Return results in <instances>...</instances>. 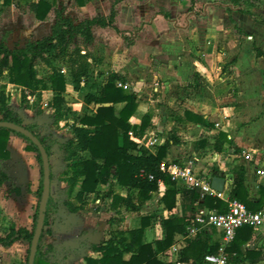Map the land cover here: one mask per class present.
<instances>
[{"label":"trees","instance_id":"obj_1","mask_svg":"<svg viewBox=\"0 0 264 264\" xmlns=\"http://www.w3.org/2000/svg\"><path fill=\"white\" fill-rule=\"evenodd\" d=\"M90 0H73L74 5L84 7ZM117 4H113L108 16L98 15L93 19L82 21L74 20L67 15L66 8H59L56 0H4L3 7L15 6L22 12L32 15L35 21H45L53 11L55 23L52 26L49 36L28 40L23 45H9L10 33H5L0 38V78L5 77L8 84L21 88L22 105L28 107L33 99L41 101L42 93L51 91L54 97L49 104L53 110L55 123H58L67 115L65 108L64 94L68 89V77L62 72L60 65H67L71 81L78 85L83 80L94 74L99 60L95 54L89 51L95 42L94 32L100 28H114L125 40L126 46L131 48L141 28L135 33L121 32L115 26V19L118 14ZM259 0H231L230 6L225 7L226 12L231 15L234 9L251 17L256 22L264 25L252 11L259 8ZM167 18L168 15L164 14ZM231 21L234 23L233 19ZM240 35H246L235 25ZM83 51H86L84 54ZM257 51V50H256ZM258 54H260L258 52ZM48 68V72L40 75L39 67ZM118 80L125 81L118 74H110L106 84L96 94H88L85 97L86 104L95 103L100 105L94 116L85 115L70 126L72 138L65 144L59 143L54 138L41 135V129L36 123L24 125V120L14 110L5 92V86L0 91V121L14 123L24 126L31 131L44 146L49 159L55 154L56 146H60L66 153L65 169L62 172V179L68 184V194L72 196L77 187L79 191L75 196L76 206H71L70 211L76 213L86 205V196L98 192L101 186H106L105 198L112 200L111 209L124 208L129 212H143L145 209L154 206V196H158L159 204L166 210L172 211L177 205V195L182 193L184 199L191 201L189 206L207 207L226 212L228 204L216 197H201L199 190L185 189L178 186L172 177L161 170L162 163L168 155V149L177 144L176 137L171 136L166 143L158 149L157 155L140 151L138 143L132 139L130 132H133L136 139H142L150 127L151 117L147 114L143 117L140 125H131L130 119L138 108L137 96L135 93L126 92L116 86ZM196 89L197 86H194ZM119 105H123L119 108ZM196 123L212 128L202 115L186 113ZM190 116V117H189ZM24 139L29 144V150L36 153V159L41 165V180L37 192H31L26 188L27 193H33L39 200L34 215L32 230L26 227L16 228L12 226L7 233L0 237V245L10 247L16 242H24L29 245L28 264L30 247L37 228L39 206L43 194L44 168L42 155L38 147L24 135L7 128H0V194L7 183L11 185V193L16 196L22 194V186L10 175L11 154L8 144L11 135ZM226 144L234 149L235 145L228 135L220 132L214 144V152L221 153ZM205 146V142H202ZM77 148L81 152H89V157H77ZM236 152H239L237 149ZM215 157V156H214ZM52 168V167H51ZM55 172L52 170L51 183ZM210 175L214 176L215 171L211 170ZM152 177V178H151ZM161 183L165 186L164 195L160 197ZM118 185L127 191L126 196L116 193L115 186ZM228 195L230 199L238 200L246 205L248 210L258 212L264 209V186L257 189L251 185L244 165L234 168L233 183ZM201 205H198L199 201ZM61 202L55 201L52 196L49 198L46 211L45 227L42 232L35 264H65L69 257L77 253L80 248L59 249L54 244L47 242L49 215L59 212ZM195 207V208H196ZM185 212V211H184ZM155 218L154 211L142 217V226L139 229L119 232L110 239L106 245H93L95 252H100L99 259H88L87 264H164L159 260L160 254L173 255L172 245L176 234H186L190 220L184 213L182 217H173L164 221L165 237L156 240L154 243L143 242L145 230L152 224ZM244 230L246 237L241 240L236 237L231 246L227 249L228 263H237L243 257L242 246L251 239L253 228L246 226L238 231ZM209 236L199 235L194 241H190L184 252V261L194 260V264H203L204 258L209 254H216L219 246H211ZM236 253V256L234 255ZM126 254H131L128 260ZM183 255V253H182ZM181 255V257H182ZM2 257H0V264Z\"/></svg>","mask_w":264,"mask_h":264},{"label":"crops","instance_id":"obj_2","mask_svg":"<svg viewBox=\"0 0 264 264\" xmlns=\"http://www.w3.org/2000/svg\"><path fill=\"white\" fill-rule=\"evenodd\" d=\"M3 1L0 0L2 6ZM49 1L53 2V0ZM63 1L64 4L73 6L76 9L75 16L77 21L93 19L98 15L108 16L113 4L118 2V14L114 26L119 31L135 33L137 27H140V20L148 23L146 24L147 28L140 27L141 31L138 33L135 44L131 48L126 46L124 38L114 28L97 29L94 32L95 42L89 48V51L93 52L99 60L96 70L89 78L75 85L71 81L70 75H68L70 71L67 67L69 72L63 71L68 77V89L64 94L65 101L67 97H72L69 93V86L84 90L85 99L88 94H96L106 84L110 74H118L125 81L118 80L116 86L118 87L119 82L126 84L128 89H122L126 92L135 93L137 96L138 108L130 119V124L140 125L145 115L148 114L151 117L150 127L147 129L144 137L149 140L154 136L156 146L145 152L150 155H157L158 149L170 138L169 136L165 137L163 133L173 131L175 126L177 127V135L174 134L173 137H176L178 143L173 144L171 141L168 155L164 161H175L183 165L191 159L194 161L196 172L204 171L210 175L211 170L215 171V175H210V177L217 176L225 179L224 192L227 197H229L228 191L233 183L234 168L236 166H245L247 177L253 188L257 189L259 186H264V176H259L256 173V168L264 170V25L236 9L229 15L225 7L230 6L231 0H177L178 7L182 11L184 8L185 10L189 9L192 3L196 5V9H204V12H200V15L195 12H191L189 14L191 16L183 15V20L191 21L190 28L185 32H180L178 29H171L169 27V23L173 20L171 19L169 10H165V7H167L168 2L171 3L173 0H90L84 7L74 5L73 0ZM259 1L260 7L253 8L252 11L259 20H263L258 14L259 11H264V0ZM144 3L157 4L160 8H164L160 9L155 16L149 19L144 16L142 18L138 7ZM12 7L16 8L15 6ZM59 8H62V6H59ZM164 14H167L168 17L166 18ZM231 19H233L234 23ZM48 20L51 21L49 22L50 26H48V32L43 37L51 34L52 26L55 23L54 12L52 11L45 21H35L43 25ZM229 23L233 25L235 32V34L231 35V41L235 46L233 52L218 49L217 46L212 44L214 40L220 41L222 36L232 31L227 30ZM235 25L246 35H240L235 29ZM194 27L195 33L192 31ZM178 33H185V38L180 40ZM37 39L40 38L34 40ZM83 53L85 54L86 51H83ZM232 54L236 57L231 60L233 62L232 73L227 79L235 81L238 87L237 96L234 99L236 104L234 106H222L220 103L223 100L217 101L218 103L207 100L203 95V86L210 82L215 83L218 79L220 81L224 80L220 76L222 74L220 63L228 61L229 56ZM258 74L261 77L260 79L257 77ZM194 86H197L196 89H194ZM151 87L152 89H150ZM174 88H177L182 96L179 97L181 101L177 97L182 104V109L177 112L169 110L164 104L169 100V96H173ZM53 97L54 93L51 91L42 93V98L46 101L45 104L47 106L50 104L47 101H50ZM253 104H257L258 107L254 108ZM64 106L68 107L66 103ZM99 106L95 103L86 104L85 101L81 104L72 102L71 108L73 111L79 112L81 115H77L73 119L70 117L69 110H67V115L57 124L66 120V123L72 125L76 120L85 115L94 116ZM122 106L119 105L118 107L121 108ZM51 111L53 110L50 108V110L42 112L39 115L40 117L38 116L39 120H35L31 116L32 122H29V124L36 123L42 127L51 120ZM187 112L193 115H202L213 127L208 128L205 125L196 123L192 118H188ZM23 113L24 111L21 112V117ZM173 117L177 123L173 121ZM220 132L226 133L228 138L234 142V149L230 148L229 144H226L221 153L214 152L213 146ZM71 138L72 136L69 137V140ZM57 141L59 142V140ZM202 142H205L204 147L202 146ZM236 149L239 152H236ZM75 150L77 151L76 158L90 156L89 152H81L77 148ZM181 152L184 154L183 156H179ZM249 152H252L254 155V161L251 163H247L243 159V155ZM176 154L179 155L177 156ZM174 155L177 157L175 158ZM63 182L68 189V184L65 181ZM19 184L22 186L20 197L24 195L34 196L33 193L26 192L27 187L30 190L32 189L30 185L26 186L22 180H20ZM6 185L11 187L9 183ZM101 188H103L102 193H100ZM182 188L188 189L185 186H182ZM165 189L162 183L160 197L164 195ZM107 190L106 186H101L98 192L88 194L86 201L87 198H95L99 204H104L101 210L105 212L109 211L117 218H121L124 213H126L125 216L129 213L138 214L140 215L139 220L134 224L133 228H121L119 223H114V228L108 233L106 239L93 241L90 238L89 242L81 243L77 247L80 248L77 253L80 254L83 251L86 263L88 259H99L101 257V253L95 252L91 246L106 245L119 232L141 228L142 217L148 211H154L155 218L152 224L145 230L143 239L145 244L164 239L165 220L173 217H182L184 213L189 219L193 220L198 209L195 205L190 209L191 201L184 199L180 192L176 197L177 206L172 211H168L163 205H160L158 199H153L154 206L145 209L143 212H129L124 208L112 210V200L105 198ZM78 191L79 187L76 188L73 195L76 196ZM115 191L121 196H126L127 194V191L118 185L115 186ZM31 192L33 191L31 190ZM11 194L15 195L14 193ZM16 197L19 198V196ZM2 198L3 192L0 194V202ZM201 204L202 201L200 200L198 205ZM81 213H84V209L75 214L80 215ZM129 225L131 224L129 223ZM188 227L186 234L175 235V242L171 247L173 248L174 245L183 240L184 249L179 254H175L174 251L173 255L160 254L158 258L161 262L164 264H194L193 259L184 261L181 258L185 256L184 252L189 242L194 241L199 235L205 236V238L209 236L210 245H218L220 248L223 234L217 229L203 227L199 230L196 237L187 239ZM105 229H111V227L104 224V226H101V230ZM96 234L100 236V232ZM3 236L0 234V237ZM236 237H240L241 240L244 239L246 237L244 230L239 232V235L237 233ZM16 245L23 246L27 244L20 241L10 247L0 245V252L10 251ZM242 251L243 257H240L239 261L234 264H264V228L253 230L251 239L242 246ZM1 253L0 257H2ZM234 255L236 256V253ZM130 256L131 254H126L125 259L128 260Z\"/></svg>","mask_w":264,"mask_h":264},{"label":"rangeland","instance_id":"obj_3","mask_svg":"<svg viewBox=\"0 0 264 264\" xmlns=\"http://www.w3.org/2000/svg\"><path fill=\"white\" fill-rule=\"evenodd\" d=\"M56 1L59 6L66 8L67 15H70L72 16V18L76 19L75 13L77 11L73 6L65 5L63 3V0ZM1 6L2 5L0 4V38L3 36V34L7 32L10 33V47H13L15 44L23 45L28 40L42 38L44 34L48 32V26H50L49 22H51L49 21L50 19L46 24L41 25L40 23L35 22V20L32 18V15L24 13L22 12V10L13 7L5 8ZM138 8L140 16H142V18L146 17L149 19L150 17L155 16L156 13L164 7L160 8L157 4L154 5L152 3H144L141 4ZM165 10H169L171 19L173 20L169 23V27L171 29H178L180 30V32L187 31L190 28L191 23L190 20H183V15L191 16L189 15L191 12H195L200 15V12H204L203 8L196 9V5L193 3L189 9L185 10L184 8L182 11V9L180 10L178 7L177 0H173V2L171 3L168 2ZM258 15L261 17V19L264 20V11H259ZM146 24L148 23H146L144 20L139 21V26L142 28H147ZM140 27H137V29ZM227 30L232 31H229V33L222 36V39H220V41L214 40L212 44L217 46L218 49H223L225 51L230 50L231 52H233L235 47L231 41V35L235 34L233 25L229 23V27ZM192 31H194L195 33V27L192 29ZM178 34L180 40L184 39L186 36L185 33ZM234 57L236 56L232 54L231 56H229L228 61L220 63V67L222 70V74L220 76L223 77L224 80L220 81L218 79L217 81H215V83L210 82L209 84H205L203 86V95L207 98V100L214 103L223 100L220 103L222 106H234L236 104L234 99L237 96L238 87L236 86L235 81H229L227 79L232 73L233 62H231V60ZM59 67L61 68L62 72L64 70H66V72H69L67 70V65L59 64ZM47 72L48 68L44 66L39 67L40 75H43ZM205 74L207 75V73ZM257 77L258 79L261 78L259 74L257 75ZM2 86L6 87L5 92L9 99L10 106L14 110L18 111L20 116L21 112L24 111L22 115L24 125H28L29 122H32V119H30L31 116H33L35 120H39L38 116L41 115L42 112H44L45 110H50V107L45 104L46 101H44L42 97L41 101L33 99L28 107H24V105H22L21 88L12 84H8L5 77L0 78V91L2 90ZM150 89H152V87ZM69 93L73 98H66L65 103L68 107L65 106V108L69 110L70 117L74 119L77 117V115H81V113L73 111V109L71 108V104L72 102H74L75 104L83 103V101H85V92L82 89L69 86ZM199 93L201 94L200 91ZM177 97L179 99V97L182 96L179 90L177 88H174L173 96H169V100L167 101V103H164L165 106L169 108V110L177 112L178 110L182 109V104L180 102L181 98L179 99V101ZM52 99L47 102L50 103ZM253 106L254 108L258 107L257 104H253ZM51 115V120L48 119L50 122L48 121L47 123H45V125H43L38 132L43 136L59 140V143L61 144L67 143L69 141V137L71 136L70 123H66L67 121L65 120V122L57 124L55 123L53 111H51ZM173 121L177 123L174 120V117ZM176 128L177 127L174 126V129L172 128L173 131L169 133L164 132L163 135L165 137H171L174 134L177 135ZM8 149L11 154L10 174L15 178L18 184L20 183V180H22V182H24L26 186H31V190L34 193L37 192L41 180V165L36 159V153L29 150V144L27 141L13 134L11 135ZM176 155H174L175 158L179 154L177 156ZM183 155L184 154L181 152L179 156ZM65 156L66 153L60 146L57 145L55 148V154L51 158V167L55 172L54 179L51 184V195L53 196L55 201H59L61 203L58 208V214L51 213L49 215V225L47 229L51 230V234L48 235L47 242L49 244H54L59 249H73L79 247L83 242H89L90 238H92L90 240L93 241L106 239L108 233L113 230L114 223H119L121 228H133L135 226L134 224L138 222L140 215L129 213L125 216L126 213H124L121 218H117L113 213L101 210L104 204H99L97 202V199L95 198H87V206L85 205V207L83 208L84 213H81L79 215L70 211V207L76 206L78 203L75 200L74 195L70 196L68 194L67 186L62 181V172L65 169ZM10 190L11 187L9 185H5L3 190V198L0 202V234L2 236L3 234L5 235L9 228H11L12 226H15L16 228L26 226L30 230H32L34 224V215L39 202L38 198L33 195H24L23 197L19 196V198H17L16 195L11 194ZM102 190L103 188L100 189V193H102ZM157 199L158 196H155L154 200ZM129 223L131 225L128 226ZM104 224L110 226L111 229L101 230V226H104ZM97 232H100V236L96 234ZM28 250L29 245L27 244L23 246L16 245L12 249H10V251H6L4 253L0 252L3 258L2 264H26L28 258ZM83 256V251L80 254L73 253L65 262V264H87Z\"/></svg>","mask_w":264,"mask_h":264},{"label":"built area","instance_id":"obj_4","mask_svg":"<svg viewBox=\"0 0 264 264\" xmlns=\"http://www.w3.org/2000/svg\"><path fill=\"white\" fill-rule=\"evenodd\" d=\"M118 87L128 89V86L121 82L118 83ZM129 134L138 143L139 149L142 151H149L156 146L154 136L148 140L146 137L136 139L133 132ZM243 159L247 163H251L254 161V155L252 152L245 153ZM161 170L168 173L178 186L199 190L202 198L204 196H212L224 200L228 204V210L226 212L199 207L194 219L190 220L187 239L196 237L199 230L203 227L215 228L223 234L222 243L218 252L216 254L206 255L203 264H229L227 249L234 242L238 231L246 226L252 227L253 229L264 228V209L258 212H252L248 210L244 203L227 197L224 191L219 192L214 190L210 175L204 171L196 172L193 160L190 159L183 165L175 161H163ZM256 173L259 176H264L263 169L256 168ZM183 242L182 240L174 245L172 250L175 254H179L184 249Z\"/></svg>","mask_w":264,"mask_h":264},{"label":"water","instance_id":"obj_5","mask_svg":"<svg viewBox=\"0 0 264 264\" xmlns=\"http://www.w3.org/2000/svg\"><path fill=\"white\" fill-rule=\"evenodd\" d=\"M0 128H7L14 132L24 135L38 147L42 155L43 168H44L43 194H42V199H41L40 206H39L37 228H36V232L33 238V242L30 247V256L28 260V264H35L38 244H39L42 232L45 227L44 224H45V219H46V211L48 207L49 198L51 196L52 168L50 165V159L41 141L31 131L26 129L24 126H20L14 123L6 122V121H0ZM225 183H226L225 179L223 178H220L217 176L212 178V188L216 191L223 192Z\"/></svg>","mask_w":264,"mask_h":264}]
</instances>
